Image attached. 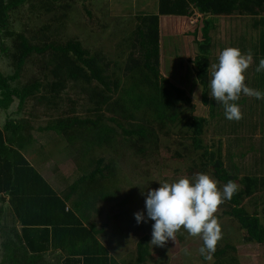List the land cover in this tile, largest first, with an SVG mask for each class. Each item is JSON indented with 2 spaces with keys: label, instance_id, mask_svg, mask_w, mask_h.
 Instances as JSON below:
<instances>
[{
  "label": "trees",
  "instance_id": "trees-1",
  "mask_svg": "<svg viewBox=\"0 0 264 264\" xmlns=\"http://www.w3.org/2000/svg\"><path fill=\"white\" fill-rule=\"evenodd\" d=\"M75 1L0 0V61L5 59L10 69L7 73L0 69V107L10 101L13 91L18 94L16 109L7 112L6 122L0 128V194L8 195L13 215L22 226L21 234L7 243L15 249L12 256L16 252L26 257L31 253L28 258L38 261L52 248L62 251L66 264H120L98 240L100 231L95 232L85 223L98 214L99 206L109 205L108 212H112L115 207L129 203L133 194L125 193L119 200L122 195L115 158L105 161L86 159V155L89 147L97 144L112 148L118 155V147H122L138 162H145L159 154L155 123L165 121L170 127L185 130L192 152L200 151L204 158L203 172L210 168L211 177L218 183L226 185L231 180L238 184V192L227 201L228 211L223 213L239 224L243 244L264 246V99L241 94L237 103L244 118L229 121L223 105L210 98L212 66L227 47H237L245 54L251 52L253 63L246 72V84L264 92V70H255L260 59H264V0H157L156 22L140 28L139 49L123 69V75H128L127 85L121 87L112 105L105 107L108 115L100 113L104 92L114 94L111 79L98 73L97 62L80 41H61L50 32L47 35L45 25L39 29V37L27 32L26 22L20 31L16 29L19 11L25 4L31 11L41 9L47 13L59 2L58 9L62 12L55 20H62ZM195 13L200 17L192 34L195 37L198 28L200 37L194 38L196 53L191 65L201 89V103L208 110L207 117L192 115L194 106L186 91L171 83L160 70L159 17L182 19ZM221 16L236 17L229 20L233 24L237 21L233 26L236 34L227 43L215 37ZM28 64L40 68L38 76H30L21 84ZM69 87L80 88V94L91 89L87 99L92 107L84 117L77 99L65 103ZM29 100L43 104L42 116L54 115V119L37 130L54 132L71 143V149L79 151L80 160L88 161L90 170L78 175L61 195L24 155L35 140L34 128L25 126L20 117L13 115H20ZM179 104L186 106L188 116L180 111ZM28 116L36 117L31 113ZM209 131L216 138L211 144L214 149L203 140ZM76 142L82 145L78 149L72 147ZM241 146L243 150L233 151ZM248 156L250 163L246 166ZM256 196L259 204L253 200L252 210L247 211L242 204ZM147 243V236L137 242L135 264H144L150 258ZM212 256L215 264H239L236 247L231 244L217 249ZM19 259L12 258V264H21Z\"/></svg>",
  "mask_w": 264,
  "mask_h": 264
},
{
  "label": "rangeland",
  "instance_id": "rangeland-1",
  "mask_svg": "<svg viewBox=\"0 0 264 264\" xmlns=\"http://www.w3.org/2000/svg\"><path fill=\"white\" fill-rule=\"evenodd\" d=\"M58 5L59 2L54 3V9L46 13L41 9L31 11L29 5L25 4L19 11L16 29L20 31L26 22L27 32L37 33L39 37L41 35L39 29L45 25L48 26L47 35L50 32L61 41L68 39L80 41L97 62L98 73L107 75L111 79L114 94L104 92L103 96L106 97L102 99L103 105L100 113L108 115L109 112L104 110L105 107L110 103L109 106H111L120 93L121 87L127 85L128 75H123V69L139 49L138 32L143 27L153 26L156 22L154 17L157 14V0H76L65 13L64 19L55 20L62 12L58 9ZM198 17L200 16L197 13L182 19L169 16L159 17L160 70L171 83L186 91L194 106L192 115L207 117L208 110L201 103V89L191 65L193 55L196 53L194 38L200 37L198 28L196 36L192 34L195 29V20ZM230 19H236V17L221 16L217 24L219 30L217 29L218 34L215 37L223 43L230 42L236 34L233 26L237 24V21L233 24V21L229 22ZM0 69L5 73L10 71L3 58L0 61ZM39 70L40 68L36 65L28 64L19 83H25L30 76H38ZM79 90L78 87H69L65 94V103L68 100L77 99L81 116L84 117L92 107L87 99L91 89L84 90L82 94L78 93ZM13 95L8 103L0 107V128L6 122L7 112L14 111L18 105V94L13 91ZM179 109L188 116L189 111L186 106L179 104ZM42 111H44L43 104H35L34 101L29 100L25 102L21 114L13 115V117H20L25 126L30 125L34 128L35 140L25 152L28 160L38 171H43L47 179H54L55 186L64 187L78 175L90 170V167L87 160L82 161L78 158L79 151L71 149V143L69 144L54 132L44 133L37 130V127L45 126L49 119H54V115L42 116ZM28 113L36 116L35 119L29 117ZM155 127L159 136V154L154 158H148L145 162H138L137 158L130 155V151L125 150L124 152L122 147H118L119 155L112 148L101 147L97 144L89 147L86 159L104 158L108 161L115 158L119 193L122 195L119 200L124 197L125 193L133 195L129 203L124 207H115L112 212H108L109 205L99 206L98 214H94L87 225L95 232H102L99 236L102 237L109 253L120 264H135L136 245L143 236L148 237L147 245L150 252V258L144 264H215L213 253L211 259H205L200 254L202 240L191 237L183 230L177 234L175 242L169 240L164 247L151 245L154 221L147 219L145 200L148 191L158 189L159 183H172L183 177L194 179L198 173L211 176L210 168L202 171L201 164L204 158L201 157L200 151L192 152L190 139L184 134L185 130L170 127L168 121L155 123ZM257 138H259L258 134ZM203 140L209 148L214 149L211 144L216 141V138L213 137L211 131L204 135ZM74 146L78 149L82 145L76 142L72 147ZM241 150H243L242 146L233 151L238 153ZM249 160L248 156L245 159L246 166L250 163ZM223 186L218 183L221 189ZM253 200L254 203L256 200L255 204H259V198L256 196L246 199L242 206L247 211H251ZM224 211H228L227 201L220 206L216 214L223 231V239L216 250L226 244H231L236 247L239 264H264V246L243 244L241 242L242 229L237 221L224 214ZM137 212H143L147 222L138 224L134 216ZM115 214H117L116 220L113 217ZM185 248L191 255L184 254Z\"/></svg>",
  "mask_w": 264,
  "mask_h": 264
},
{
  "label": "clouds",
  "instance_id": "clouds-1",
  "mask_svg": "<svg viewBox=\"0 0 264 264\" xmlns=\"http://www.w3.org/2000/svg\"><path fill=\"white\" fill-rule=\"evenodd\" d=\"M252 63L251 52L245 54L237 47H227L220 52L218 63L212 66L210 98L223 105L229 121L244 118L237 103L241 94L264 99V92L246 84V72ZM255 70H264V59H260ZM159 184L158 189L148 191L145 200L147 219L154 221L151 245L164 247L169 240L175 242L177 234L183 230L202 240L199 252L205 259H211L223 239L222 225L216 214L220 206L238 192V184L230 180L221 189L217 180L204 173L196 174L194 179L183 177ZM134 216L138 224L147 222L143 212ZM184 254L191 255L187 248Z\"/></svg>",
  "mask_w": 264,
  "mask_h": 264
},
{
  "label": "crops",
  "instance_id": "crops-1",
  "mask_svg": "<svg viewBox=\"0 0 264 264\" xmlns=\"http://www.w3.org/2000/svg\"><path fill=\"white\" fill-rule=\"evenodd\" d=\"M196 22V20H195ZM25 155V154H24ZM26 156V155H25ZM27 158V157H26ZM28 160V158H27ZM31 163V162H30ZM32 165V163H31ZM37 170V169H36ZM38 171V170H37ZM39 174L46 180V182L51 186V188L58 194L61 195V192L67 187H60L59 185H54V179L49 180L48 177L45 176L44 172L38 171ZM53 176V175H52ZM6 195V194H5ZM4 197V201L2 202L1 198ZM2 210V214H1ZM0 264H12V258L13 259H19L21 258V264H66L64 259L65 256L62 253L61 250L56 249L53 250L52 248H49L42 254V258L38 261H33L32 259L28 258L31 253H28V256H22L19 252H16L15 255L12 256L13 251L15 252V249H12V247L8 246V242L12 239L15 240L16 235L21 234V223L14 217L12 207L9 204L8 201V195L4 196L0 194ZM93 217V216H92ZM91 217V218H92ZM91 221V219H90ZM88 222L85 223V225L90 228L88 225ZM102 232H100L97 235L98 240L103 243L105 246L106 244L103 242L101 235ZM8 243V244H7ZM13 250V251H12ZM12 256V257H11Z\"/></svg>",
  "mask_w": 264,
  "mask_h": 264
}]
</instances>
